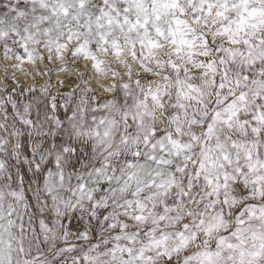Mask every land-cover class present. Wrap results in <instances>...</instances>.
<instances>
[{
  "label": "clouds",
  "instance_id": "1",
  "mask_svg": "<svg viewBox=\"0 0 264 264\" xmlns=\"http://www.w3.org/2000/svg\"><path fill=\"white\" fill-rule=\"evenodd\" d=\"M148 3L150 5L151 0ZM103 6V0H93L89 10L95 13ZM181 6L185 7L186 14L179 18L189 24L180 27L191 46L180 44L179 34L177 43L172 42L168 27L171 25L175 29L176 25L171 17L158 22L165 32L164 37L152 30L151 24L148 35L142 29L139 34L133 32L126 36L114 33L111 38L119 41L118 54L112 47L104 51L103 45L99 48L85 45L88 58L83 54L73 56L71 50L78 47L74 42L61 57H57L55 45L49 53L43 44L47 38L41 36V44H29L37 57L29 63L20 37L9 35L0 40V161L5 165L0 172V264H122L132 261L138 250L147 246L151 239L161 240L165 236L168 239L161 241V245L171 249L178 244L176 233L183 231L185 224L193 225V219L185 216L183 220L174 221L170 218L173 213L164 212V208L180 207L176 202L189 182L194 188L191 198L182 202L186 205L184 212L200 213L207 221L223 211L227 230L215 233L207 248L201 235L188 251L174 253L171 264H183L189 255L203 251H219L218 257L212 256L214 264H241L242 259L245 264L249 261L264 264V255H250L261 251V244H264V219L243 217L246 223L241 227L245 231L239 234V238L233 236L236 217L244 209L264 207V200L249 198L253 185L249 184L245 189L239 179L229 183V193L238 203L228 215L229 209L224 208L222 195L221 203L214 209L207 207L215 198L207 195L212 187L203 174L200 180L194 178L198 162L206 155L222 157L228 154L233 161L231 168L224 169L228 172L248 163L245 159L247 152H251L254 159L258 155L264 161V131L252 133L249 126L246 132L245 128L234 125L225 130L219 140L215 136L203 135L213 114L232 102V92L248 93V106L240 113L243 119H249L245 113L253 112L257 104L264 108V99L257 100L249 89L233 88L230 92L219 88L225 71L230 79L240 73L248 75L250 80L261 79L257 73L264 71V61L243 67L242 61L248 58L237 56L233 62L221 49L244 52V47L229 43L225 36L216 35L220 23L213 27V17L206 18L208 27L203 26L204 19L191 24L189 6L184 0H181ZM245 6L249 10L264 9V0H248L247 5L240 0H228L225 13L228 19L222 23L238 21ZM12 9L30 13L31 5L25 4L24 0H0V18L15 23L16 13ZM260 20H264V15H257L250 22ZM19 27L22 32L23 21L19 22ZM249 31L254 32L256 38L264 35V28ZM57 35L53 31L51 38L54 40ZM85 38L94 39L88 34L81 37L82 40ZM149 39L155 41V46L149 45ZM204 39L208 40L207 47ZM5 45L11 49L7 59L4 58ZM17 57L25 62L20 63ZM221 59L227 63L220 64ZM5 76L12 81L11 84L5 82ZM226 96L228 100L224 99ZM125 115L128 119L124 118ZM178 128L180 132L176 131ZM169 134L172 143H169ZM145 137L148 138L147 146ZM233 141L236 148L232 147ZM152 144L156 145L154 150ZM137 150L139 157L133 154ZM117 151L119 155L115 154ZM237 154L239 165L235 163ZM151 156L156 159H149ZM105 161L110 166L109 175L111 168H116L111 184L100 183L103 176L95 175V169H103ZM129 163L135 167L128 168ZM61 172L64 176L62 184ZM129 173L134 174L131 180L128 179ZM209 173L214 175L215 171L209 169ZM45 180L49 186H55V201L45 191ZM81 183L86 184L82 200L79 199ZM161 184L164 187H157ZM170 184H174V190L169 188ZM120 186L126 191L117 192L113 199L110 189ZM91 189L97 190L93 192V200L89 201L86 197ZM12 192H22L23 199L17 200L10 195ZM164 192L167 195H161ZM104 196H108L107 208L102 206ZM194 199L197 203H193ZM127 201H131V208ZM96 202L101 206L93 209L91 204ZM119 204L125 206L117 207ZM121 213H127V216L139 214L147 220H128L121 217ZM160 215L168 218L154 223ZM105 216L110 219L105 221ZM41 220L47 231L41 229ZM117 220L119 224L128 225L124 232L108 226ZM125 233L135 236L133 243L113 239L115 235ZM221 237H227L233 247L225 245L217 249L216 241ZM115 244L123 249L132 248V256L126 251L117 252L113 259ZM155 254L154 249L145 256ZM135 264L151 262L135 261ZM155 264H169V261L157 258Z\"/></svg>",
  "mask_w": 264,
  "mask_h": 264
},
{
  "label": "snow or ice",
  "instance_id": "2",
  "mask_svg": "<svg viewBox=\"0 0 264 264\" xmlns=\"http://www.w3.org/2000/svg\"><path fill=\"white\" fill-rule=\"evenodd\" d=\"M241 3L247 5L248 0H240ZM25 4H30V13L25 10L12 9L15 15V23L6 22L4 19L0 18V40H4L9 35L13 37H20L23 41L22 47L24 48L27 62H34L37 57L34 55L35 49H30L29 44L39 45L42 43L39 37H46L43 41L44 47L51 53L53 51L52 46L55 45V52L57 57L62 56V52L68 49V46L74 42L78 47L71 50L70 54L75 56L77 54H83L85 58H88L89 52L86 50L85 45H90L91 47L99 48L103 45V50L107 51L109 47L116 50L118 54L119 51V41L117 39H112L114 33L125 34L128 33H140L142 29L146 35L149 34V24L152 25V30H154L160 37H164L165 32L159 26L158 22L164 17H171L172 23L176 25L173 29L171 25L168 27V35L172 37V42L177 43L176 36L179 34L181 39L180 44L191 43L184 39L185 33L181 29V25H188V21L181 20L179 17H183L185 12V7L181 6V0H151L149 5L148 0H103V7L96 10V12L90 11V6L93 4V0H24ZM184 4L189 6L191 11L192 20L191 24H198L201 19L205 20L204 27H208L207 17H213V27L219 22L220 28L215 32L216 35L225 36L228 42L233 45H242L246 51L238 52L233 49L224 48L221 49L227 53L233 62H236V57H247L246 61H242V66L246 67L247 64H256L257 61H264V35L256 38L254 32H250L249 29L259 31L264 28V20L251 23L250 21L255 20L257 15H264V9H251L247 6L243 8L240 14L239 20L236 22H229L228 24L222 23V21L227 20L226 10L228 7V0H184ZM235 7V5H233ZM246 14V15H245ZM30 16V18H29ZM23 21V31H20L19 22ZM7 24V27L5 25ZM233 24L235 26H233ZM194 30V29H192ZM53 31L58 35L53 40L51 38ZM84 34H88L94 37V39H81ZM243 36V39H241ZM14 42H18L15 41ZM143 43V41H141ZM150 46H155V41L149 39ZM208 40L204 39V46L207 47ZM4 58H8V53L11 49L6 45L3 48ZM207 54V53H204ZM95 59V57H92ZM43 59V57H39ZM20 63H24L25 60L17 57ZM227 61L224 59L220 60V64H226ZM261 79L250 80L249 76L243 73L238 74L235 78L230 79L227 71L224 72L223 78L219 84L221 90L227 89L232 92V89H249L252 95L257 99H264V71L257 73ZM247 92H232V102L227 104L222 111H217L211 117V122L207 124L206 130L204 132L205 137L215 136L217 140L221 139L223 132L227 129L233 128V126L243 127L247 132V128L251 127L252 133H261L264 131V108L257 104L256 109L251 113H245L249 119H243L240 115L241 111L247 108ZM228 100V97H224ZM242 102L237 104V102ZM14 107V106H13ZM53 111L55 110V105L52 106ZM125 119L128 116L125 115ZM135 119V116H133ZM217 125L219 126L217 128ZM180 132L178 128L176 130ZM107 136V133H105ZM169 143H172L171 134L168 135ZM145 145L148 144V138H144ZM127 138H125L124 143L127 144ZM106 147H110L106 146ZM152 149L156 148L155 144H152ZM232 147L236 148L237 145L233 141ZM161 150H163V144L161 143ZM67 151V149H65ZM119 155V151L115 153ZM136 157L140 156V152L137 150L133 153ZM149 159L155 160V156L149 157ZM246 163L243 168L237 166L233 172L225 171L224 169L231 168L233 165L232 159H230L228 154H223L222 157H211L206 155L204 159L198 162V167L195 169L194 178L195 180H200L202 174L209 186L212 187V191L207 195L209 197H215L212 203L207 205L208 208L214 209L216 204L221 203V195L223 196L222 204L224 208L229 209L228 215H231V208H233L238 200L234 195L229 193V183H235L238 179L239 182L247 189L249 184L253 185L251 194L249 198L264 200V161L258 158H253L251 152H247L245 155ZM158 163L162 161H157ZM235 163L240 164L239 154ZM79 164V161H77ZM56 166L59 168V159H57ZM4 163L0 161V172L4 170ZM75 167V166H74ZM109 164L105 161L103 169L96 168L95 175L103 176L100 183L111 184L113 182V177L116 176V168H111V174H108ZM128 168L135 167L134 164L129 163ZM209 169H213L215 174L209 173ZM178 171H183L178 169ZM49 172V176H51ZM89 175H92L90 172ZM61 184L64 180L63 172L59 174ZM134 174L129 173L128 179L131 180ZM251 177V178H250ZM11 179V177H9ZM117 182H119V177H116ZM23 182V178H21ZM157 187H164L163 184ZM169 188L174 190V184H170ZM194 185L189 182L186 188L181 190V197L176 203L180 207H173L169 209L167 206L164 208V212H171L173 215L170 217L174 221H180L185 219V216L191 217L193 219V225L185 224L183 231L176 233V239L178 244L168 249L167 246H162L161 241L167 240L168 237H162L161 240L151 239L147 246L141 247L136 253L132 261L122 262V264H135V261H148L151 264H155L157 258H165L171 264L173 259V254H179L180 252H186L189 250L191 245L200 239L201 235L204 237L203 244L205 248L209 243L210 238L217 232L226 231V221L225 214L221 211L218 215L210 217L207 221L203 218L200 213H193L191 210L184 212V205L182 202L186 199L191 198L190 193L193 191ZM86 189V184L81 183L79 185V192L81 196L80 200L84 199V193ZM55 186H49L47 180H45V191L51 196L52 200L55 201L57 197L53 195ZM97 189H91L87 192V199L89 201L93 200V192ZM126 191L124 186L119 188L110 189L112 198H116L117 192L123 193ZM10 195L14 196L17 200L23 199V193L12 192ZM161 195H167V192L161 193ZM246 196L249 194L246 192ZM2 199V196H0ZM103 207H108V196L103 198ZM127 206L131 208V201H127ZM193 203H197L194 199ZM99 202L92 203L91 207L94 209L100 207ZM117 207L123 208L124 204L116 205ZM27 207V206H26ZM95 215V213H93ZM121 217H127L128 220H134L136 222L145 221L147 217L141 216L139 214L135 216H127V213H121ZM247 216L249 220L251 219H264V207L250 206L244 209L236 217V231L233 232V236L239 238V234L245 231L241 226L246 223L243 217ZM197 217H199L197 221ZM166 218L164 215H160L158 220L154 223H159L164 221ZM0 219H2V206H0ZM110 218L108 216L104 217L105 221ZM40 226L42 230L47 231V226L44 221H40ZM110 228L116 230L117 232H124L128 227L126 224H119L118 220L116 222L110 223L108 225ZM190 228L192 229L190 231ZM136 235H139L137 233ZM86 238V237H85ZM115 241L125 239L129 244L133 243L135 240L134 235H115L113 237ZM105 243H108L105 241ZM227 246L232 248L233 245L228 242L227 237H221L216 241V247L219 249L221 246ZM156 250L155 256L148 255L145 256L146 252H152ZM127 252L131 257L133 253L132 248L123 249L119 244H115L112 247L113 259L116 257L117 252ZM219 256L220 253H211L207 251L197 252L195 255H189L187 259L183 261V264H214L212 256ZM243 256V253H241ZM250 255L254 257H260L264 255V244H261V251L251 253ZM199 257H204V259H198ZM87 259V257H85ZM241 264H245L243 259ZM247 264H252L251 261Z\"/></svg>",
  "mask_w": 264,
  "mask_h": 264
},
{
  "label": "rangeland",
  "instance_id": "3",
  "mask_svg": "<svg viewBox=\"0 0 264 264\" xmlns=\"http://www.w3.org/2000/svg\"><path fill=\"white\" fill-rule=\"evenodd\" d=\"M23 50L21 49V52H22ZM47 62V61H46ZM4 79H5V82L6 83H8V84H11L12 83V81L11 80H9V78H8V76H5L4 77ZM21 84L23 85L24 84V82L23 81H21ZM9 91H11V89H9Z\"/></svg>",
  "mask_w": 264,
  "mask_h": 264
}]
</instances>
